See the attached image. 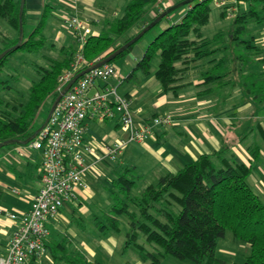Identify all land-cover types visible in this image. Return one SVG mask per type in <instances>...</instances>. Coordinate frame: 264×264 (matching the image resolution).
Returning a JSON list of instances; mask_svg holds the SVG:
<instances>
[{
  "label": "crops",
  "instance_id": "1",
  "mask_svg": "<svg viewBox=\"0 0 264 264\" xmlns=\"http://www.w3.org/2000/svg\"><path fill=\"white\" fill-rule=\"evenodd\" d=\"M112 1L25 0L24 36L27 37L28 30H34L43 13H46L42 34L46 41L44 48L47 49V58L49 61L62 60L71 49L77 51L79 48L75 34L67 27L69 16L77 15L89 25L91 34H99L107 28L108 20L123 15L122 8L108 5ZM177 2L178 0H164L162 3L171 7ZM254 3L252 0H230L225 6L218 7L223 8L222 13L226 11L234 20L237 13L248 11ZM262 8L260 5L258 10ZM158 9L157 5L153 9L151 7L145 21L154 19L159 14ZM187 9L183 10V14L175 22L183 17ZM169 15L157 23H160V28L153 35H158L159 31L175 23L172 22L175 16ZM259 17L248 21L247 26L264 24V12ZM139 29V26L133 28L127 36L137 33ZM219 29L214 28L212 34L203 31L204 37L208 38L217 33L224 34L220 37V42L214 45L218 52L190 62L184 79L175 90H165L157 79L158 58L153 60L149 74L134 70L153 35L145 40L140 38L126 55L121 56V64L117 65L112 61L122 77L119 91L130 99L137 122L149 121L157 114H172L175 122L171 126L158 127L152 137L142 142L129 144L119 158L113 161L107 154L108 148L117 140L125 138L127 131L121 128L117 117L105 121L87 120L86 139L94 147L93 153L87 157V186L78 188L74 198L61 207L58 215L48 222L50 234L45 250L32 264H56L59 261L70 264L64 260L65 255L81 254L91 260L82 252L85 243L81 247L73 239L87 237L84 234L87 230L83 224L84 216L93 222L96 230L105 236L110 235L98 224L104 220L101 216L107 212L103 208L101 197L108 186L112 187L113 178L124 165L136 168L140 176L138 190H141L149 183L157 182L166 173H176L204 153L211 154L226 148L227 157L251 168L247 181L264 203V92L260 94L263 98L258 101L245 85L249 80L264 84V27L258 30L257 35L251 33L253 41L246 63L236 54L238 49L231 37L234 26L228 30L221 27ZM221 57L228 60L229 74L221 81L209 84L213 89L203 93L202 90L208 88L203 84V73L212 60ZM116 82L115 79L109 80L112 84ZM254 148L256 152L252 151ZM42 160L41 152L31 148L29 144L14 143L0 151V257L6 256L17 228V224L1 210L20 213L30 209L33 198L43 185ZM108 175L111 177L106 179ZM111 205L108 201V208ZM110 238H113L112 235ZM228 238L235 240L233 236ZM233 240L232 244L236 245L237 240ZM241 247L249 249V245L243 244ZM89 248L91 254L95 255L94 249L91 246ZM233 249L235 250V246L220 245L218 240L217 255H231L234 253ZM95 260L100 261L97 258L91 261ZM227 261L235 262L233 259Z\"/></svg>",
  "mask_w": 264,
  "mask_h": 264
},
{
  "label": "trees",
  "instance_id": "2",
  "mask_svg": "<svg viewBox=\"0 0 264 264\" xmlns=\"http://www.w3.org/2000/svg\"><path fill=\"white\" fill-rule=\"evenodd\" d=\"M127 1L122 16L108 20L103 32L88 37L83 49L88 65L112 54L156 18L145 21L148 6L158 5V0ZM211 1L195 0L187 4L183 17L154 38L134 70L149 74L153 60L158 58L157 79L165 90L177 89L190 62L218 52L214 45L224 34L217 33L208 38L202 31L210 20ZM252 1L254 5L246 12L237 13L233 20L231 37L239 48L237 57L243 62L248 61L246 56L250 55L253 41L252 35L243 37L247 23L253 18H260V13L264 12V0ZM20 5L21 0H0V16L7 18L15 30L14 36H3L0 54L18 42ZM260 5L263 8L258 10ZM223 15L227 12L224 11ZM45 19L46 13H43L40 22L28 37L24 36L21 45L0 60V92L13 89L9 79L1 78L9 57L18 49L40 51L45 47L42 34ZM138 26L137 33L127 36ZM134 44L118 57L126 55ZM242 48L246 56L240 53ZM75 52L71 49L64 59H51L48 66L41 67V77L29 87V98L21 104V108L10 107L11 101L0 95V142L9 139L24 141L33 135L37 111L49 96L55 100L59 78L70 69ZM179 62L182 63L178 65ZM228 74L227 58L212 60L203 73V84L208 88L202 92L211 91L213 87L209 84L221 81ZM245 85L256 100L263 98L260 95L264 92L262 82L249 80ZM252 151L256 152L255 148ZM225 154L226 148L211 154L204 153L176 173H166L157 182L149 183L136 194L133 190L138 188L140 176L134 166L124 165L113 178V203L104 220L98 223L99 227L117 230L120 228L117 215L126 214L129 229L125 247H131L143 264H161V257L166 255L190 259L194 264H264V203L247 181L251 168ZM227 230L232 231L235 240L249 245V253L242 262L229 263L217 255L218 240L226 237ZM63 258L70 264H103L88 260L81 254L65 255Z\"/></svg>",
  "mask_w": 264,
  "mask_h": 264
},
{
  "label": "built area",
  "instance_id": "3",
  "mask_svg": "<svg viewBox=\"0 0 264 264\" xmlns=\"http://www.w3.org/2000/svg\"><path fill=\"white\" fill-rule=\"evenodd\" d=\"M214 1L222 7L230 0ZM162 5L159 13L167 7L164 3ZM66 23L75 34L79 48L70 69L59 78L58 93L77 73L89 66L83 49L91 35V28L77 15L69 16ZM110 79L117 82L109 83ZM121 83L119 70L111 62L86 72L62 96L47 124L28 143L42 154L43 185L28 211L18 213L1 210L17 224V228L6 256L0 257V264H32L45 250L50 234L48 222L74 198L78 188H86L87 157L94 151L86 139L87 120L105 121L117 117L121 128L127 131L125 138L117 140L108 148L107 154L113 161L129 144L152 137L158 127L174 124L172 114H157L149 121L137 122L130 99L119 91Z\"/></svg>",
  "mask_w": 264,
  "mask_h": 264
},
{
  "label": "rangeland",
  "instance_id": "4",
  "mask_svg": "<svg viewBox=\"0 0 264 264\" xmlns=\"http://www.w3.org/2000/svg\"><path fill=\"white\" fill-rule=\"evenodd\" d=\"M164 0H158L157 7L160 9L162 7V2ZM183 0H178L177 3H181ZM127 0H113L112 2H108V5L116 6L115 8H122V13H124L125 7L127 5ZM167 6V5H166ZM187 5L180 6L173 10L170 14L172 18V22H175L179 19V17L183 14V10L187 9ZM211 15L210 20L207 23L208 25L202 28V31H206L209 34L214 33L213 29L219 27L223 30H228L229 28H232L234 26L232 17L227 14L223 15L222 11L224 10L221 7H218L214 0L211 1ZM169 6L166 7L168 9ZM151 9L150 6H148V10ZM153 9V6H152ZM158 9V10H159ZM165 10V8H164ZM163 10V11H164ZM158 16V15H157ZM156 16V17H157ZM170 16V15H169ZM264 24H254L251 26H247V29H245V35L243 37H247L249 35L258 34V30L263 28ZM160 28V23L155 25L153 28H151L143 37L142 40H145L148 38V36L153 35L156 33ZM163 30V29H162ZM161 30V31H162ZM217 30V31H218ZM29 31V30H28ZM27 31V37L30 35L31 31ZM159 31L158 33H160ZM15 35V30L9 23L8 19L0 16V42L4 35ZM232 34V31H231ZM157 35V34H156ZM156 35H153V38L151 42L154 40ZM239 49V48H238ZM46 48H42L40 51H28L24 49H18L17 52L14 55H11L9 57V62L7 67H5V71L2 74L1 78L3 79H9L10 85L13 87L12 90H2L0 92V95L4 97L5 99L11 101L12 106H17L21 108V104L27 102L29 98V87L34 81H37L41 77L42 68L48 66L49 60H48V54L46 53ZM240 53H243L246 56L245 49H240ZM248 57V56H246ZM122 57H117L113 62H115L117 65L118 63H122ZM249 59V57H248ZM247 59V60H248ZM246 63V62H244ZM123 65V64H122ZM53 105V96H49L48 99L42 104L41 108L37 111L36 119L34 122V128L37 129L40 127L43 122L46 120L49 111ZM12 145V144H11ZM8 145V146H11ZM8 146H5L1 148V150L6 149ZM0 150V151H1ZM111 176H106L107 178H110ZM107 181V180H106ZM113 181V180H112ZM111 182L109 181V184ZM138 180V184H139ZM110 186L103 192V195L101 197V202L104 204L103 208L108 212L111 209V206L108 208L107 204L108 201L113 203V196L111 192ZM138 188H135L133 190V194H136L139 190ZM107 198L109 200H107ZM120 220V228L119 229H108L106 233H110L109 236H105L100 231L96 230V227L92 224L93 222L91 220H87V217H83L84 221L83 224L86 226V234L87 237L84 238V236H81L80 238L73 239L75 244H78L82 247V244L85 243L84 248H82V252L86 253L89 259L93 260L97 258L100 260L103 264H143V262L140 260V258L137 256L136 252L131 247H125L126 240H127V232L129 229V223L128 218L126 214H119L117 215ZM103 219L105 218V215L101 216ZM101 219V218H100ZM81 222V220H79ZM112 235L113 238H110ZM226 238L219 239L220 245H228L235 246V250L233 249L234 253L231 255H222L219 254L218 257L222 259H233L235 262H241L245 259V257L249 253V249L242 248L241 246L243 244L247 245V243L242 241H236L237 244H232V238H228V236H233L231 230H227ZM142 237L140 240L142 241ZM103 240H105V245L103 246ZM116 240V241H115ZM235 241V240H233ZM241 243V245H239ZM92 247L94 251L96 252L95 255H92L90 252V248ZM89 249H88V248ZM45 264H52L51 262H47ZM56 264H66L61 261L57 262ZM161 264H194L193 261L190 259H179L172 255H166L161 257Z\"/></svg>",
  "mask_w": 264,
  "mask_h": 264
},
{
  "label": "water",
  "instance_id": "5",
  "mask_svg": "<svg viewBox=\"0 0 264 264\" xmlns=\"http://www.w3.org/2000/svg\"><path fill=\"white\" fill-rule=\"evenodd\" d=\"M195 0H183L181 3H177L171 7H169L168 9H165L164 11H162L161 13H159V15L151 22L149 23L147 26H145L134 38H132L129 42H127L126 44H124L123 46H121L120 48H118L117 50H115L112 54H110L109 56H107L104 59H101L99 61H97L94 64L89 65L87 68L83 69L82 71H80L79 73H77L69 82L68 84L62 89V91H60L58 93V95L56 96L55 100L53 101V105L49 111V114L45 120V122L43 123L42 126H40L38 129L35 130V132L33 133V135L31 137H29L28 139L21 141L18 139H9V140H5L0 142V149L14 144V143H22V144H28L36 135L37 133L47 124L54 108L56 107L57 103L60 101V99L62 98V96L71 88V86L76 82V80L78 78H80L82 75H84L86 72L90 71L91 69L100 67L106 63L112 62L113 60H115L122 52H124L126 49H128L131 45H133L135 42H137L140 38H142L151 28H153L155 25H157L158 22H160L163 18H165L166 16H168L173 10H175L176 8L183 6V5H187L189 3L194 2ZM24 6H25V0H21V5H20V28H19V38H18V42L15 46L6 49L5 51H3L0 54V60L12 49L18 48L21 43L23 42L24 39V23H23V14H24Z\"/></svg>",
  "mask_w": 264,
  "mask_h": 264
}]
</instances>
